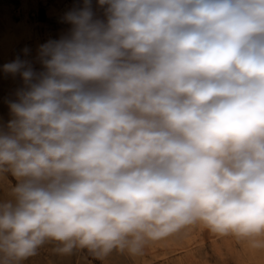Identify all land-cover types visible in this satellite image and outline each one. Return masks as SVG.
I'll use <instances>...</instances> for the list:
<instances>
[{
    "label": "clouds",
    "instance_id": "9594fccd",
    "mask_svg": "<svg viewBox=\"0 0 264 264\" xmlns=\"http://www.w3.org/2000/svg\"><path fill=\"white\" fill-rule=\"evenodd\" d=\"M62 22L3 66L0 264L197 223L264 252V0H82Z\"/></svg>",
    "mask_w": 264,
    "mask_h": 264
},
{
    "label": "rangeland",
    "instance_id": "374dc122",
    "mask_svg": "<svg viewBox=\"0 0 264 264\" xmlns=\"http://www.w3.org/2000/svg\"><path fill=\"white\" fill-rule=\"evenodd\" d=\"M78 4L82 0H0V121L10 119L7 102L22 86L20 77L5 73L3 66L17 57L34 61L41 44L67 32L70 26L62 17ZM15 182L11 175L0 180V199L9 198ZM60 248L58 242L49 241L22 264H264V252L233 236L217 235L201 223L150 242L137 255L114 250L98 257L88 249L64 253Z\"/></svg>",
    "mask_w": 264,
    "mask_h": 264
}]
</instances>
